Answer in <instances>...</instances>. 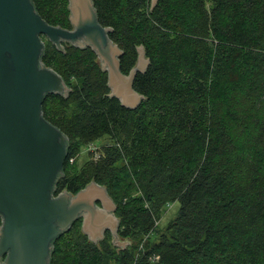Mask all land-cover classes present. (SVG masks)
Returning a JSON list of instances; mask_svg holds the SVG:
<instances>
[{
  "label": "trees",
  "instance_id": "1",
  "mask_svg": "<svg viewBox=\"0 0 264 264\" xmlns=\"http://www.w3.org/2000/svg\"><path fill=\"white\" fill-rule=\"evenodd\" d=\"M31 1L48 25L71 29L67 0ZM92 2L123 74L143 48L133 89L144 99L121 106L90 48L47 42L40 64L69 92L48 94L42 110L68 142L55 195L105 187L128 245L109 234L93 244L77 220L51 264H264V0ZM98 141L99 158L87 152L78 166Z\"/></svg>",
  "mask_w": 264,
  "mask_h": 264
},
{
  "label": "water",
  "instance_id": "2",
  "mask_svg": "<svg viewBox=\"0 0 264 264\" xmlns=\"http://www.w3.org/2000/svg\"><path fill=\"white\" fill-rule=\"evenodd\" d=\"M67 2L70 30L48 25L31 0H0V264H51L54 242L77 220L93 244L109 231L114 247L128 245L119 240L116 205L105 187L91 182L75 195H55L68 142L44 119L42 104L48 94L67 95L69 88L40 64L42 37L61 52L63 43L90 48L107 73L108 96L129 109L144 99L133 81L149 60L139 47L136 65L123 74V52L109 39L111 29L98 23L92 0Z\"/></svg>",
  "mask_w": 264,
  "mask_h": 264
},
{
  "label": "rangeland",
  "instance_id": "3",
  "mask_svg": "<svg viewBox=\"0 0 264 264\" xmlns=\"http://www.w3.org/2000/svg\"><path fill=\"white\" fill-rule=\"evenodd\" d=\"M42 41L44 44L48 42V40L44 37H42ZM101 143L102 141H98L95 144L97 146H100ZM86 159H87V150L86 148H82L81 155L78 158V166H81ZM178 210H179V204L177 202H174L172 205H170L166 213L163 215L162 219L158 222V228L159 229L163 228L172 218L176 216ZM124 241L128 242L127 240Z\"/></svg>",
  "mask_w": 264,
  "mask_h": 264
},
{
  "label": "built area",
  "instance_id": "4",
  "mask_svg": "<svg viewBox=\"0 0 264 264\" xmlns=\"http://www.w3.org/2000/svg\"><path fill=\"white\" fill-rule=\"evenodd\" d=\"M98 148L99 147L95 143H90L86 146V150L91 154L93 160H97L99 158ZM72 161L73 159H70V162Z\"/></svg>",
  "mask_w": 264,
  "mask_h": 264
},
{
  "label": "flooded vegetation",
  "instance_id": "5",
  "mask_svg": "<svg viewBox=\"0 0 264 264\" xmlns=\"http://www.w3.org/2000/svg\"><path fill=\"white\" fill-rule=\"evenodd\" d=\"M119 230V229H118ZM106 234H109L110 235V237H111V234H110V232L109 231H106L105 233H104V238H105V236H106ZM103 238V239H104ZM119 240H120V242H125V241H123V240H121V238L119 237ZM112 242V241H111ZM127 247V246H126ZM119 249V248H118ZM121 249V248H120ZM2 261H4L3 259H2Z\"/></svg>",
  "mask_w": 264,
  "mask_h": 264
}]
</instances>
